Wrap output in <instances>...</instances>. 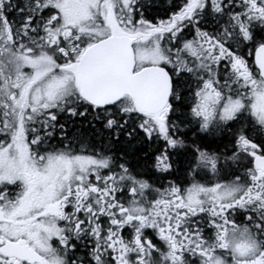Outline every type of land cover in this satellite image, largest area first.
<instances>
[{
    "label": "snow or ice",
    "instance_id": "snow-or-ice-1",
    "mask_svg": "<svg viewBox=\"0 0 264 264\" xmlns=\"http://www.w3.org/2000/svg\"><path fill=\"white\" fill-rule=\"evenodd\" d=\"M0 264H264V0H0Z\"/></svg>",
    "mask_w": 264,
    "mask_h": 264
}]
</instances>
